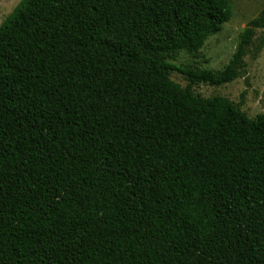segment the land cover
I'll return each mask as SVG.
<instances>
[{
    "label": "trees",
    "instance_id": "obj_1",
    "mask_svg": "<svg viewBox=\"0 0 264 264\" xmlns=\"http://www.w3.org/2000/svg\"><path fill=\"white\" fill-rule=\"evenodd\" d=\"M232 17L230 0L20 1L0 25V264H264V115L192 91L242 78L264 8L220 71L171 64Z\"/></svg>",
    "mask_w": 264,
    "mask_h": 264
},
{
    "label": "rangeland",
    "instance_id": "obj_2",
    "mask_svg": "<svg viewBox=\"0 0 264 264\" xmlns=\"http://www.w3.org/2000/svg\"><path fill=\"white\" fill-rule=\"evenodd\" d=\"M21 0H0V25L17 7ZM233 6V17L223 26L222 32L209 40L201 50L198 57L193 58L185 53L178 55L171 64L176 68L197 67L203 70L220 71L231 59L238 44L240 33L247 24L254 19L264 8V0H230ZM263 31H257L256 36ZM245 72L242 78L221 87L197 85L192 88L194 94L202 98L221 97L238 104L242 100V112L249 119L264 115V47L253 59L247 56L244 59ZM170 79L185 88V78L173 72Z\"/></svg>",
    "mask_w": 264,
    "mask_h": 264
}]
</instances>
